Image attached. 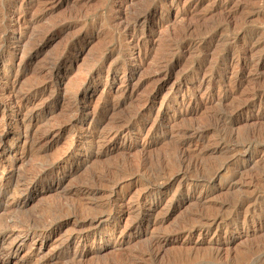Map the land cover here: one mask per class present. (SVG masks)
I'll list each match as a JSON object with an SVG mask.
<instances>
[{"label":"rangeland","instance_id":"1","mask_svg":"<svg viewBox=\"0 0 264 264\" xmlns=\"http://www.w3.org/2000/svg\"><path fill=\"white\" fill-rule=\"evenodd\" d=\"M0 203V264H264V0H0Z\"/></svg>","mask_w":264,"mask_h":264},{"label":"bare ground","instance_id":"2","mask_svg":"<svg viewBox=\"0 0 264 264\" xmlns=\"http://www.w3.org/2000/svg\"><path fill=\"white\" fill-rule=\"evenodd\" d=\"M16 1H17V0H16ZM5 31H6V30H5ZM28 99H29V98H28ZM28 116H29V115H28ZM27 120H28V119H27ZM27 120H26V121H27ZM29 120H30V119H29ZM110 131H111V130H110ZM112 132H113V131H112ZM103 134H104V133H103ZM94 135H95V134H94ZM104 135H105V134H104ZM101 136H102V135H101ZM110 136H111V135H110ZM98 137H100V136H98ZM247 142H248V141H247ZM251 143H252V142H251ZM121 145H122V144H121ZM240 145H241V144H240ZM245 146H246V145H245ZM248 147H249V146H248ZM180 157L182 158V156H180ZM181 158H180V159H181ZM8 170H9V169H8ZM34 176H35V175H34ZM26 178H27V177H26ZM30 179H31V178H30ZM31 180H33V179H31ZM100 180H101V179H100ZM24 181H25V180H24ZM26 181H27V180H26ZM33 181H34V180H33ZM156 182H157V181H156ZM30 183H31V182H30ZM3 184H4V183H3ZM6 184H7V183H6ZM158 184H159V183H158ZM163 184H164V183H163ZM28 185H29V184H28ZM23 187H24V186H23ZM157 187H158V186H157ZM4 189H5V188H4ZM159 189H160V188H159ZM6 191H7V190H6ZM9 191H10V189H9ZM152 191H153V190H152ZM7 192H8V191H7ZM158 192H159V191H158ZM161 193H162V192H161ZM4 194H5V193H4ZM154 194H155V193H154ZM14 199H15V198H14ZM2 200H3V198H2ZM22 202H23V201H22ZM0 204H1V203H0ZM11 204H12V202H11ZM22 204H23V203H22ZM22 204H21V205H22ZM13 205H14V204H13ZM103 205H104V204H103ZM1 206H2V205H1ZM5 206H6V205H5ZM103 210H104V209H103ZM112 211H114V210H112ZM118 213H119V212H118ZM100 214H101V213H100ZM96 218H97V217H96ZM12 219H13V218H12ZM104 219H105V218H104ZM93 223H94V222H93ZM97 224H98V223H97ZM92 225H94V224H92ZM98 225H99V224H98ZM98 225H97V226H98ZM94 226H95V225H94ZM96 228H97V227H96ZM94 230H95V229H94ZM0 233H1V232H0ZM81 233H82V232H81ZM85 235H87V234H85ZM85 235H84V236H85ZM80 237H81V236H80ZM83 238H84V237H83ZM76 240H77V239H76ZM2 247H3V246H2ZM0 260H2V259L0 258Z\"/></svg>","mask_w":264,"mask_h":264}]
</instances>
